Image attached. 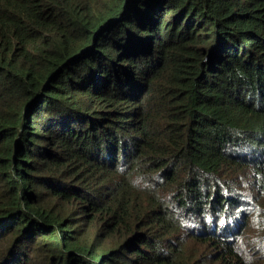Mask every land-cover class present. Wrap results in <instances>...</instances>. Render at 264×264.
Wrapping results in <instances>:
<instances>
[{
    "label": "trees",
    "instance_id": "16d2710c",
    "mask_svg": "<svg viewBox=\"0 0 264 264\" xmlns=\"http://www.w3.org/2000/svg\"><path fill=\"white\" fill-rule=\"evenodd\" d=\"M0 264H264V0H0Z\"/></svg>",
    "mask_w": 264,
    "mask_h": 264
}]
</instances>
